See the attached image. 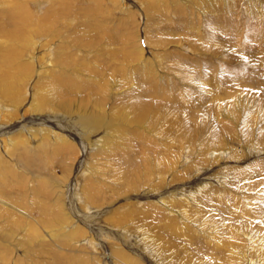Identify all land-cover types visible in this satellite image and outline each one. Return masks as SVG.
<instances>
[{"label": "rangeland", "instance_id": "374dc122", "mask_svg": "<svg viewBox=\"0 0 264 264\" xmlns=\"http://www.w3.org/2000/svg\"><path fill=\"white\" fill-rule=\"evenodd\" d=\"M112 1L0 0V98L23 113L0 135L71 143L2 159L0 264H261L240 226L264 234V0Z\"/></svg>", "mask_w": 264, "mask_h": 264}, {"label": "bare ground", "instance_id": "6f19581e", "mask_svg": "<svg viewBox=\"0 0 264 264\" xmlns=\"http://www.w3.org/2000/svg\"><path fill=\"white\" fill-rule=\"evenodd\" d=\"M114 2H115V0H113ZM112 1V2H113ZM118 1V0H117ZM129 2H131V1H129ZM139 2V1H138ZM122 10H125V11H128L129 10V6H128V2H127V0H122ZM140 3V2H139ZM141 6L142 5H140V8H141ZM129 12V11H128ZM129 14V13H128ZM26 17L28 18V15H26ZM25 16L24 17H21V19L23 20V24H26V20H28L27 18H26ZM14 27H16V26H14ZM13 27V28H14ZM11 29V28H10ZM19 30H24L23 28H17L16 30H15V35L19 32ZM29 32V31H28ZM36 32V31H35ZM33 34V33H32ZM19 36H22V37H25L26 35L24 34V33H19ZM32 38V35H30V38H29V40ZM16 40L17 41H19L18 39H17V37H16ZM23 43H26V42H24V41H20V45L22 46V44ZM30 47H34V41H32V43L30 44ZM6 50V49H5ZM1 60V59H0ZM2 62V61H1ZM27 67V66H26ZM3 70V68H2V66L0 67V71H2ZM23 73V72H22ZM19 78H17V80H18ZM22 82V81H21ZM19 84L20 83V79H19V81H16V82H14V84ZM5 89L6 88H2L1 89V91L2 92H4L5 91ZM11 90V91H10ZM6 93L7 94H13V89L12 88H8V89H6ZM1 99V98H0ZM2 101V102H1ZM1 101H0V133L1 134H7L8 132H9V130L11 131V128H9V126H7L8 124H13V126H15L16 124H21V119H19L18 118V116L19 115H21V118L23 117V113L21 114V113H19V107L18 106H15V105H19V100L18 99H14L13 100V102H11V103H8V102H5L3 99H1ZM9 104V105H7V104ZM13 104V105H12ZM171 105V104H170ZM168 107V106H167ZM134 108V107H133ZM32 109H39L38 107H37V105H35L34 104V107L32 108ZM170 109V108H169ZM168 109V110H169ZM174 109V108H173ZM172 110V109H171ZM142 112V111H141ZM144 112V111H143ZM143 112L142 113H140V112H138L139 113V115L140 114H143ZM138 114H135L134 116H135V118H136V120L138 121V119H139V117L137 116ZM169 115V114H168ZM181 116V115H180ZM167 117V116H166ZM179 117V116H178ZM163 118V117H162ZM199 118V117H198ZM177 119V118H176ZM195 119V118H194ZM133 122H134V119H131ZM44 123H45V121H43ZM167 122V121H166ZM197 123V121H196V119H195V121L194 122H190L189 121V123ZM171 123H173V122H171ZM170 123V124H171ZM195 123V124H196ZM24 124V122H22V125ZM51 124V123H50ZM182 124V123H181ZM184 124V123H183ZM194 124V125H195ZM43 125H45V124H43ZM194 125H191L192 127H194L195 128V126ZM7 126V127H6ZM17 126V125H16ZM46 126V125H45ZM51 125H47V127H50ZM171 126V125H170ZM18 127V126H17ZM26 128V127H25ZM182 128H183V126H181V131H182ZM15 129V128H14ZM50 129V130H49ZM54 129H56V128H46V127H44V128H42L41 126H38V127H33V128H26V131H21V132H19V135L20 134H22V133H24V134H26V139L25 138H21L20 137V139L18 140V139H15L14 138V136H6V135H4V136H2V135H0V182L2 183L3 181H4V179H5V177L6 176H8V175H13L14 176V172H15V170H13V171H10V170H8L6 167H5V165L3 166L2 164H1V162H2V159L3 158H8L9 159V161L10 162H12L13 161V159H12V157L14 156V154L16 153V148L17 147H19V146H21V145H23V147H27V146H31L32 145V143L30 144V142L29 141H32V140H34V138L36 137V133H37V131L38 132H40V134L42 135V138H43V132H46L50 137H51V139H53L55 142H57L56 140L58 139V140H60L61 139V141L63 142L61 145L62 146H66L67 148L71 145V143H70V140H69V138H68V136L67 135H64L63 136V134H61V132L59 131V132H57V131H55ZM167 130V128H164V131H166ZM163 131V132H164ZM176 132V131H175ZM165 133V132H164ZM171 134H172V131H171ZM18 135V136H19ZM174 135V134H173ZM43 140V139H42ZM42 140H41V142H42ZM47 141V140H46ZM178 141V140H177ZM44 142V141H43ZM48 143V142H47ZM52 143V142H51ZM56 145V144H55ZM13 147V148H11V147ZM34 147V146H33ZM39 147V146H38ZM71 147V146H70ZM73 148V147H72ZM35 149V148H34ZM37 149V148H36ZM43 149V148H42ZM23 150H25V149H23ZM22 152H24V151H22ZM21 152V153H22ZM26 152V156L28 155L29 156V154H30V152H28L27 150L25 151ZM33 152V151H32ZM217 152H219L218 154H216ZM166 153V155L168 156V152H165ZM212 153L213 154H215L214 155V157H219V156H221V157H224V155H226L227 156V153L225 152V150H216V151H212ZM20 154V153H19ZM24 154V153H23ZM22 154V155H23ZM210 153H208V155H209ZM21 155V154H20ZM21 155V156H22ZM41 155V154H40ZM30 157V156H29ZM38 157V156H37ZM42 157V156H41ZM24 158V157H23ZM27 158V157H26ZM151 157H148V159L147 160H149ZM28 160H29V158H28ZM204 160H205V158L203 157V156H198V158L195 160L196 161V163H195V161H194V164H192V165H190V169L192 170V171H195V172H197V173H199V171H200V168H199V165L200 164H202L203 163V168L205 167V165H204ZM3 163V162H2ZM25 163V162H24ZM17 165V164H16ZM37 165V164H36ZM13 166V165H12ZM171 168H173V166L172 165H170V169ZM18 169V171H24V170H22V169H20V167L19 168H17ZM172 170V169H171ZM127 176H129V175H127ZM120 181L121 182H124L125 181V175H122V177L120 178ZM128 182V181H127ZM129 183V182H128ZM4 185V184H3ZM6 185V184H5ZM135 185H136V183H135V181L133 180V179H131V182L129 183V188H134L135 187ZM198 187V185L196 186V188ZM205 187L207 188V186H204V188H203V186H199V188L200 189H205ZM198 188V189H199ZM149 193V192H148ZM151 193V192H150ZM6 195H4V194H0V202L1 203H3V204H6V201H7V199H2L3 197H5ZM89 200H91L92 199V197H93V194H90L89 193ZM183 196H181V194H180V196H178V198H176V196H175V202H176V204H177V206L179 207V208H182L187 214H188V212H189V207H190V205L188 204V202L186 201V200H183V198H182ZM185 198V197H184ZM174 198H167V200H168V202L166 201V202H164V204L165 203H167L168 205H172V201H174L173 200ZM92 201V200H91ZM132 202V201H131ZM135 203V202H134ZM7 205V204H6ZM188 206V207H187ZM244 207V206H243ZM243 207H242V204L240 203L239 205H238V207L237 206H235V204L233 205V208L235 209V211L236 212H238V211H241L242 213H243V215H246V216H248L249 215V213L246 211V210H244L243 209ZM149 210H147V208H143L142 209V212H140L138 215H139V217H144L145 216V214H147V212H148ZM194 213L196 214L197 212H195L194 211ZM251 213V212H250ZM135 214V213H134ZM137 215V214H136ZM238 221V220H237ZM84 222V221H83ZM86 222V221H85ZM84 222V223H85ZM239 222V221H238ZM243 222V221H242ZM241 222V223H242ZM254 222H255V224H257L256 222L257 221H253L252 222V224H254ZM87 223V222H86ZM246 222H243L242 223V225L240 226L241 228H240V230H242V234L243 235H245L246 234V237H247V239L249 240V242H251V245H250V247H249V249L246 251V254H248L249 256H248V258H257V260L262 264L263 262H264V234H262L263 236H256L255 238H252V236L248 233V228H246L245 227V224ZM79 224V223H78ZM263 224V223H262ZM259 226L260 225H258V228H259ZM174 227H176V223L173 225V227L172 226H169V228L170 229H172V228H174ZM90 228V227H89ZM116 228V227H115ZM234 228V227H233ZM82 229V228H81ZM108 229V228H107ZM110 229V228H109ZM236 229V228H235ZM106 230V229H105ZM64 230H62V232H63ZM77 229L76 230H74V231H72L71 230V233L70 234H72V235H78L77 234ZM82 231H84V230H82ZM81 231V232H82ZM236 231V230H235ZM234 231V232H235ZM255 231V230H254ZM81 232H79V234L81 233ZM237 232H239V228H237ZM236 232V233H237ZM82 233H84V232H82ZM88 233V232H87ZM100 234L99 235H101L102 237L104 236V234H105V232H103V231H101V232H99ZM123 233V232H122ZM251 233V232H250ZM129 234H132V232L131 233H129ZM241 234V235H242ZM89 236V235H88ZM106 236H108V235H106ZM127 236V235H126ZM130 236V235H129ZM128 236V237H129ZM255 236V235H254ZM80 237V236H79ZM82 237V236H81ZM84 237V236H83ZM135 237V236H134ZM76 238V237H75ZM88 239V238H87ZM92 239L94 240L95 239V237L94 236H92V235H90V239H88V240H90L91 242H92ZM106 239V238H105ZM82 240V239H81ZM77 241V240H76ZM95 242L96 243H98V244H96V243H94V241H93V246H95L96 247V249H97V251L99 250V240H98V237H96V239H95ZM144 242V241H143ZM102 243V242H101ZM76 244V243H75ZM92 245V244H91ZM99 245V246H98ZM249 246V245H248ZM118 247V246H117ZM121 247V246H120ZM240 249H242V248H240ZM101 251V250H100ZM243 251H245V250H243ZM103 252V251H102ZM101 252V253H102ZM122 252V251H121ZM235 252V254H237V257L239 258V257H241V258H243V257H245V256H243V253H242V251L241 250H237V251H234ZM119 254V253H118ZM245 254V253H244ZM120 255V254H119ZM113 256H115V255H113ZM126 256V255H125ZM124 256V257H125ZM120 258H122V256L120 257ZM241 258H239V259H241ZM131 259V258H130ZM133 259V258H132ZM149 259V258H148ZM136 260V259H135ZM124 261V260H123ZM258 262V263H259ZM124 263V262H123ZM131 264V263H130ZM135 264V263H134Z\"/></svg>", "mask_w": 264, "mask_h": 264}]
</instances>
